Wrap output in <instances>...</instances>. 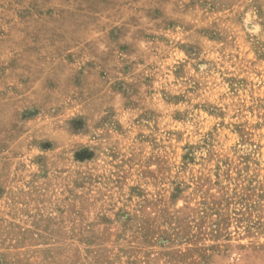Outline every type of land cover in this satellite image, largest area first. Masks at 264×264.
Wrapping results in <instances>:
<instances>
[{
    "label": "rangeland",
    "instance_id": "rangeland-1",
    "mask_svg": "<svg viewBox=\"0 0 264 264\" xmlns=\"http://www.w3.org/2000/svg\"><path fill=\"white\" fill-rule=\"evenodd\" d=\"M0 264H264V0H0Z\"/></svg>",
    "mask_w": 264,
    "mask_h": 264
}]
</instances>
